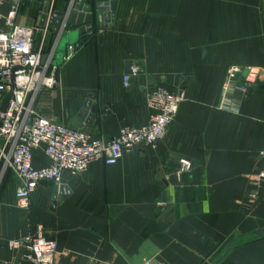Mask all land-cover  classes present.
Masks as SVG:
<instances>
[{"label": "crops", "instance_id": "1", "mask_svg": "<svg viewBox=\"0 0 264 264\" xmlns=\"http://www.w3.org/2000/svg\"><path fill=\"white\" fill-rule=\"evenodd\" d=\"M43 4L23 1L16 23L39 25ZM127 63L140 73L125 88ZM232 66L245 89L225 94ZM56 76L37 110L70 125L92 96L98 112L83 130L105 140L149 120L155 86L181 102L154 148L65 173L69 194L53 209L54 182L21 208L0 166V264H30L10 243L38 227L57 244L55 264H264V0H117L113 22L94 26ZM8 99L0 92L1 110Z\"/></svg>", "mask_w": 264, "mask_h": 264}, {"label": "built area", "instance_id": "2", "mask_svg": "<svg viewBox=\"0 0 264 264\" xmlns=\"http://www.w3.org/2000/svg\"><path fill=\"white\" fill-rule=\"evenodd\" d=\"M23 1L45 2L0 0V92L9 94L7 108L0 109V166L11 170L17 178V204L26 208L41 182H59L65 173L73 176L84 173L95 161L114 165L136 148H154L175 118L181 96L163 85L155 86L146 96V104L152 111L149 120L135 126H122L116 135L106 140L40 113L35 104L38 94L58 84L59 67L52 61L60 34L53 33L48 23L30 27L16 23ZM53 1H49V14L53 13ZM139 73L137 66L131 67L130 74L122 77L123 86L129 87L130 78ZM239 74V67L229 68L223 85L225 94L231 89L244 91L245 87L237 79ZM223 105L228 103L224 101ZM36 151L42 152L46 164L35 165ZM259 156L263 164L256 177L264 182V146ZM180 164L182 171L190 168L188 161L182 160ZM10 244L22 246L23 257L30 264H55L57 244L46 238L39 227Z\"/></svg>", "mask_w": 264, "mask_h": 264}, {"label": "water", "instance_id": "3", "mask_svg": "<svg viewBox=\"0 0 264 264\" xmlns=\"http://www.w3.org/2000/svg\"><path fill=\"white\" fill-rule=\"evenodd\" d=\"M49 1L45 0L38 23L39 26L48 23L53 33L60 34L52 61V64L57 67H60L65 61L64 58L92 34L94 26L107 27L113 22L117 7V0H68L63 10L53 7V13L49 14ZM44 59L45 56L42 57V62ZM130 69L131 64L127 63L125 73L130 74ZM246 74L247 71L243 73V75ZM133 81L134 78L131 77L130 82ZM92 99L93 97L89 96L85 100L83 107L71 121L72 127L83 129L82 122L85 125L91 123L98 112L97 105L92 102ZM68 194L69 190L64 180L54 182L51 209L56 206L59 197L65 198Z\"/></svg>", "mask_w": 264, "mask_h": 264}, {"label": "trees", "instance_id": "4", "mask_svg": "<svg viewBox=\"0 0 264 264\" xmlns=\"http://www.w3.org/2000/svg\"><path fill=\"white\" fill-rule=\"evenodd\" d=\"M68 0H63L61 3L57 2L54 4V9H59V10H63L67 4ZM49 46V45H48ZM47 46V47H48Z\"/></svg>", "mask_w": 264, "mask_h": 264}, {"label": "rangeland", "instance_id": "5", "mask_svg": "<svg viewBox=\"0 0 264 264\" xmlns=\"http://www.w3.org/2000/svg\"><path fill=\"white\" fill-rule=\"evenodd\" d=\"M32 3V2H31ZM27 5H26V7H27V9L29 10V7L30 8H32V4H30V2H28V3H26ZM252 236V235H251Z\"/></svg>", "mask_w": 264, "mask_h": 264}]
</instances>
